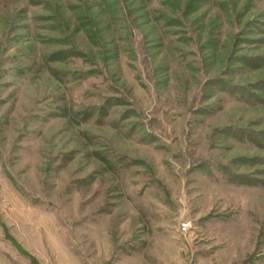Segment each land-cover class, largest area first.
I'll use <instances>...</instances> for the list:
<instances>
[{
	"label": "rangeland",
	"instance_id": "1",
	"mask_svg": "<svg viewBox=\"0 0 264 264\" xmlns=\"http://www.w3.org/2000/svg\"><path fill=\"white\" fill-rule=\"evenodd\" d=\"M0 264H264V0H0Z\"/></svg>",
	"mask_w": 264,
	"mask_h": 264
},
{
	"label": "built area",
	"instance_id": "2",
	"mask_svg": "<svg viewBox=\"0 0 264 264\" xmlns=\"http://www.w3.org/2000/svg\"><path fill=\"white\" fill-rule=\"evenodd\" d=\"M189 228V222L188 221H183L181 222L180 224V230L182 233H186V231L188 230Z\"/></svg>",
	"mask_w": 264,
	"mask_h": 264
}]
</instances>
